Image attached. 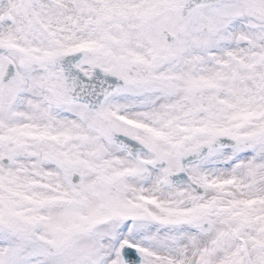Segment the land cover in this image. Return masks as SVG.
Masks as SVG:
<instances>
[{"label":"snow or ice","instance_id":"obj_1","mask_svg":"<svg viewBox=\"0 0 264 264\" xmlns=\"http://www.w3.org/2000/svg\"><path fill=\"white\" fill-rule=\"evenodd\" d=\"M0 264H264V0H0Z\"/></svg>","mask_w":264,"mask_h":264}]
</instances>
